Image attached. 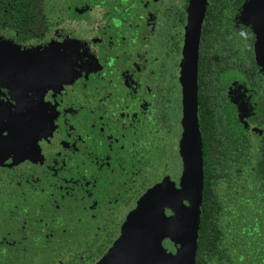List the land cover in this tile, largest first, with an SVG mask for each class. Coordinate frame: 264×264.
<instances>
[{
  "label": "flooded vegetation",
  "instance_id": "flooded-vegetation-1",
  "mask_svg": "<svg viewBox=\"0 0 264 264\" xmlns=\"http://www.w3.org/2000/svg\"><path fill=\"white\" fill-rule=\"evenodd\" d=\"M193 1L0 0V185H14L17 207L25 213L21 227L29 216L43 217L49 206L34 202L28 187L45 190L47 196L59 194L55 200L67 208L73 197L93 220L96 206L88 195L97 191L98 177L108 197H117L115 203L106 202L107 210L118 206L115 224L106 228L99 223L85 231L99 254L89 264H101L106 257L110 264H136L128 250L138 248L134 240L139 233L133 229L143 221L129 216L154 190L179 189L181 63ZM209 5L206 0L196 88ZM230 7L225 8L229 38L222 35L218 47L227 63L217 78L227 123L236 132L232 138L255 148L264 143V58L256 55V60L254 52L259 40L248 20L251 1L242 0L234 11ZM246 34L251 38L247 44ZM228 61H236L238 68L229 69ZM197 120L202 145L198 92ZM225 140L230 145L228 136ZM81 191L87 203L77 194ZM164 208L169 222L173 211ZM79 222L73 221L77 230ZM154 231L140 235L151 240L147 264H164L178 245L163 237L160 249L155 248Z\"/></svg>",
  "mask_w": 264,
  "mask_h": 264
},
{
  "label": "trees",
  "instance_id": "trees-1",
  "mask_svg": "<svg viewBox=\"0 0 264 264\" xmlns=\"http://www.w3.org/2000/svg\"><path fill=\"white\" fill-rule=\"evenodd\" d=\"M241 2L210 0L202 30L204 59L199 62L197 92L203 190L195 264H264V143L254 148L232 138L236 132L231 129L229 120L227 123L222 106V82L217 78L227 63L219 56L218 48L222 35L224 39L229 38L226 35L228 30L225 26L229 19L225 16V8L228 4L234 11ZM247 40L251 41V38L246 34V44ZM245 51L250 59L251 49L246 47ZM251 63H246V66H252ZM228 67L232 70L238 68L237 62L228 61ZM227 136L230 145L226 143ZM95 178L97 191L88 195L96 206L93 220L89 221L87 212H82L73 197L67 208L63 202L55 200L59 194L47 196L45 190L41 192L28 187L34 202L42 200L49 206L43 217L34 220L29 216L24 227L20 223L25 220V213L17 207L14 185H0V264L93 262L99 254H94L95 242L85 239L88 234L85 231L99 223L106 228L115 224L114 213L118 206L116 203L115 209L107 210L106 202L115 203L113 198L116 196L108 197L106 185H100L99 178ZM77 194L87 203V195L83 191L81 195L80 192ZM77 194L74 195L76 199ZM19 213H22L21 218ZM78 218L79 230L73 223ZM67 222L71 226L69 232L64 227ZM54 235L57 238H52ZM58 260L60 263H56Z\"/></svg>",
  "mask_w": 264,
  "mask_h": 264
},
{
  "label": "water",
  "instance_id": "water-1",
  "mask_svg": "<svg viewBox=\"0 0 264 264\" xmlns=\"http://www.w3.org/2000/svg\"><path fill=\"white\" fill-rule=\"evenodd\" d=\"M192 5L193 8L189 13L185 29L184 59L181 63L180 77L183 106L181 120L183 132L180 141L182 174L179 180V189L176 193L184 204L181 202L177 205V209L173 211L174 215L169 222L166 220L162 208L146 210L142 208V204L129 216L132 221H143L142 224L133 229V231L136 230L139 233L138 239L134 240L135 243H138V248L136 250H128L130 253L128 257L136 264H144V262L147 264L149 259L147 251L152 249L149 245L151 240L148 239L149 237L141 238L140 235L146 229L153 227L155 228L153 234L156 235V238L152 242L155 248L160 249V242L163 237L169 238L178 245L174 255L164 257V264H195L203 190L202 145L197 120V55L200 27L206 0H194ZM256 51L257 48L255 47V56ZM158 191L161 194L154 190L152 192L153 199H145L144 203H155L160 199H164L165 192L163 188L161 190L158 189ZM160 205L161 202L159 203ZM129 224L131 225L128 222L127 226ZM127 226H125L123 231V237L126 234ZM167 226L171 228L165 232L166 230L163 228ZM162 231L165 232V235L161 233ZM122 245H124V242ZM110 259L106 257L100 263L110 264ZM116 262L114 264H117Z\"/></svg>",
  "mask_w": 264,
  "mask_h": 264
},
{
  "label": "rangeland",
  "instance_id": "rangeland-1",
  "mask_svg": "<svg viewBox=\"0 0 264 264\" xmlns=\"http://www.w3.org/2000/svg\"><path fill=\"white\" fill-rule=\"evenodd\" d=\"M250 1H251V10L248 16V20H249V24L251 25V27L256 31V34L259 40L258 45H257V51H256V55L259 56V58L258 57L257 58L260 61H263V58H264V18H263L264 17V0H250ZM263 68H264V65H263ZM171 187L172 186L169 185L165 192V196L169 198L171 202H168L167 199L166 201L164 199H160L158 202H155V203H142V208H145L146 210L147 209L155 210V209L162 208V210H164L165 209L164 207L166 205V209H168L169 211L176 210L177 205H179L182 201L180 200V197L177 196V193H175V191L171 189ZM155 191L159 192L158 189H156ZM150 199L152 200L153 197ZM160 202H161V205L159 206ZM182 203L184 204V202ZM173 204L175 206H173ZM168 205H170L171 209L168 208ZM173 215H174V212H173Z\"/></svg>",
  "mask_w": 264,
  "mask_h": 264
}]
</instances>
